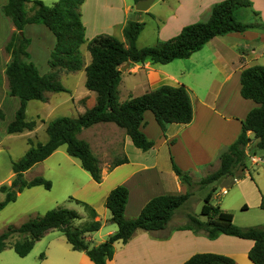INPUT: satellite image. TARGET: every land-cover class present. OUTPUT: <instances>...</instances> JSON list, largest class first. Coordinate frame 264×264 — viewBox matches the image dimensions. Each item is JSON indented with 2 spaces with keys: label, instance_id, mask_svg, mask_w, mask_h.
<instances>
[{
  "label": "crops",
  "instance_id": "1",
  "mask_svg": "<svg viewBox=\"0 0 264 264\" xmlns=\"http://www.w3.org/2000/svg\"><path fill=\"white\" fill-rule=\"evenodd\" d=\"M8 1L0 0V111L3 114L0 118V152L3 150L1 148L3 139L9 135L27 137L25 138L27 143L33 138L45 143L49 138L45 141L38 139L40 129L45 125L40 118V122L35 120L36 126L33 130L12 134L7 130L20 107V98L12 97L9 93L6 75L7 64L11 56L6 52L5 45L16 31L11 18L6 16L2 10ZM220 1L223 0H154L148 11H138L134 0H85L82 5V21L87 40L106 33L124 42L126 41L125 25L129 21L144 22L145 27L137 39V45L143 47L178 35L186 25L208 20L212 6ZM251 1L253 9L259 12V15L253 16L251 11L247 12L246 20L262 23L261 26L250 27L242 32L233 31L218 35L189 58L175 59L167 64L150 61L127 63L128 67L123 71L119 86L121 101L142 95L162 85H185L190 91L194 107V118L190 124H168L166 133H164L154 113L150 110L146 111L141 130L150 140L154 141V146L146 151L135 146L125 129L113 122L95 123L83 128L78 134L80 139L89 142L102 168V181L98 183L91 176V179L83 186L85 193L82 196L85 202L96 210L95 219L102 222L98 231L106 226V231L100 234L95 242L93 232L87 234V239L95 245L105 241L118 230L117 224L111 220L110 210L106 207L107 197L113 188L118 185H125L128 188L129 197L125 215L128 218L137 217L153 197L188 191V185L183 183L176 174L173 162L181 170L189 172L191 176L201 172L202 169L217 170L220 165L221 152L235 142L242 132L243 121L258 104L242 96L241 72L244 68L252 66V61H257L264 52V0ZM149 22H155L157 34L154 39L150 38L149 44L146 45V42L142 43L140 40H147L145 32ZM23 33L30 39L27 48L29 60L37 66L42 75L47 74L51 70L49 59L56 44L54 33L42 23L26 24ZM84 48H87V43L81 46L85 59ZM90 62L91 58L84 60L85 66ZM75 72H80V75L82 74L81 83H86L85 67ZM75 72L62 71L60 77L72 75ZM123 87L124 99L121 98ZM46 95L48 100L42 102L49 101L50 97ZM71 101L74 104L83 105L81 114L96 104V92L82 89L79 96L71 95ZM64 102L66 101L60 100L58 105ZM6 103L10 107L8 112ZM26 119L28 120L27 111ZM248 134L255 140L252 132ZM63 145L66 146L67 151V145ZM63 145L47 159L57 154ZM29 147L30 145L24 150L23 155ZM124 157L128 158V162L110 169L113 161ZM36 166L37 163L28 169L24 173L25 177ZM244 171L242 176L233 174L224 177L225 179L222 178L223 186L220 194H216L217 198L228 194L229 188L236 187L234 191L236 202L229 203L228 206L221 202L219 206L231 212L234 216V223L240 227H262L264 226V208H262L264 169L254 174L248 168ZM14 178V171H10L7 180H4L6 183L0 181V187L3 184H11ZM243 182H245L244 185H241ZM39 186L42 185L24 188L18 193L17 199L23 192L36 190ZM3 193L6 194V192ZM214 195L215 191L212 198H215ZM250 199H254L252 205L263 211V214L259 216L260 220H254L245 214L249 210ZM235 211H241V214L236 216ZM179 214L176 210L164 230L155 232L138 230L129 242H116L114 257L108 260V264H183L192 255L202 252L225 254L235 259L238 264H254L249 257V251L255 243L254 240L227 234H220L211 239L204 230L196 232L194 229L185 228L186 223L180 225L174 223L177 215L180 216ZM199 218L204 221L207 219ZM92 219L93 217L90 216L89 221ZM53 231L55 230L46 233L43 238ZM57 247L52 252L53 255L51 250H48L37 264H95L85 252L74 250L68 241L67 244L63 242ZM2 253L3 251L0 252ZM51 256L52 259L54 258L53 261H51Z\"/></svg>",
  "mask_w": 264,
  "mask_h": 264
},
{
  "label": "trees",
  "instance_id": "2",
  "mask_svg": "<svg viewBox=\"0 0 264 264\" xmlns=\"http://www.w3.org/2000/svg\"><path fill=\"white\" fill-rule=\"evenodd\" d=\"M85 0H59L49 6L42 1L9 0L3 6V12L10 17L16 31L5 45V50L11 59L7 64L6 75L9 93L20 98V107L15 119L8 125V133H19L33 130L36 121L26 119V111L30 100L47 101V92H70L62 83L60 73L75 72L85 67L86 87L96 92V104L79 114L77 117L61 116L51 121L47 126L48 140L43 143L29 139L30 147L19 160L12 161L15 178L11 185L3 184L0 190L6 192V198L0 201V210L10 202L17 200L18 193L24 188L42 185L52 188V182L42 176H36L28 181L24 173L48 158L61 145H67L70 156L80 159L83 169L92 178L102 181V168L99 158L94 154L88 141L80 139L78 134L83 128L100 122H113L125 129L133 143L146 151L154 146L141 130L144 114L150 110L166 133L168 124L187 125L193 121L194 107L190 91L185 85H162L142 95L120 100L119 86L123 71L121 67L127 63L167 64L175 59L189 58L200 50L208 41L218 35L229 32H242L250 27H259L262 23L247 21V12L258 16L253 9L251 0H223L212 6L208 20L186 25L182 31L165 41L159 40L154 45L139 47L137 39L144 29L145 23L129 21L124 27L126 41L111 34H99L87 40L85 26L82 21V5ZM140 0H134L138 2ZM29 23L45 24L55 35L56 44L51 52L49 65L51 70L41 74L37 66L29 60L27 51L30 39L25 36L23 29ZM87 43L91 54V62L85 66L81 46ZM241 94L244 98L252 99L258 106L253 108L243 121L242 132L238 138L220 154V165L207 177L202 178L201 185L218 181L236 173L238 168L245 170L247 146L253 139L248 134L253 133L255 144L251 151L264 150V65L255 64L246 67L241 72ZM3 117L0 111V118ZM128 162L124 157L115 160L110 169ZM173 167L183 183L192 185L189 172L181 170L175 162ZM242 176V175H240ZM19 186L20 190H15ZM215 188L204 198L201 214L207 219L201 220L190 215V225L185 228L194 231L204 230L208 237L214 239L220 234L233 235L254 240V246L249 251V257L254 264H264V226L243 228L234 223L231 212L225 211L218 205L212 204L211 198ZM191 196V193L163 194L150 199L137 217L128 218L125 208L128 202L129 190L125 185L113 188L106 200V207L111 212V220L118 230L100 244H93L87 239V234L98 231L102 222L97 217L96 210L83 202L92 220L79 226L76 220L81 215L73 209L56 207L43 215H37L22 223L20 226L10 225L0 233V252L12 248L21 257L27 256L37 241L52 230L64 233L72 248L85 252L95 264H108L114 257L116 242L127 243L138 230L150 232L167 228L175 211ZM73 199V197H71ZM80 202V201H79ZM264 208V200L262 201ZM22 239L12 240L16 235ZM183 264H238L232 257L213 252H202L192 255Z\"/></svg>",
  "mask_w": 264,
  "mask_h": 264
},
{
  "label": "rangeland",
  "instance_id": "3",
  "mask_svg": "<svg viewBox=\"0 0 264 264\" xmlns=\"http://www.w3.org/2000/svg\"><path fill=\"white\" fill-rule=\"evenodd\" d=\"M32 1L35 0H29L28 7L31 6ZM39 1H42L46 5L52 6L59 0ZM156 34L157 25L155 24V22H149L145 32L147 40L140 41L142 43L146 42L147 45L149 44L148 42H150V38L154 39L156 37ZM84 51H86L84 52L86 54V58L84 60H89L91 58L90 52L87 50V48H84ZM253 63L264 65V52L260 57H258L257 61H252L251 64L253 65ZM81 75L80 72H75L72 75H65L63 77H60L62 83L70 89V92H47L48 96L50 97L48 102L45 103L40 100H31L28 103V120H37L39 122L40 120H43L41 122H45V125L40 129V135L38 136L39 140H47L48 134L47 130L45 131V128L55 118L60 116L77 117L83 110V105H78L77 103L74 104L71 101L72 94H74L75 96H79L82 89L89 91L85 86V82H83V84L81 83ZM92 94L94 95V93ZM124 96L125 95L123 87L121 98L124 99ZM60 100H65L66 102H64V104L62 105H58ZM5 106L6 111L8 112L10 107H8L7 103ZM25 138L27 137L19 135H9L6 139H3V144L1 146L3 150L0 152V181L7 180L9 172H13L12 161L20 159V157L23 155L24 150L28 145H30L26 142ZM33 140L37 142V140H35L34 138ZM254 144L255 140L253 139V142L250 144V146L247 147L246 152L247 168L253 174L258 170L264 169L263 165H253L250 160V156L252 154L264 157V150L257 149L256 152L251 151ZM112 163L110 164V166L112 165ZM213 171L215 170L202 169L201 172H197V174L191 176L192 185L190 187L188 186V191L191 193V197L188 202H186L181 208L177 209V214H181H179L180 216L177 215V221L175 220L174 223H177V225H180L181 223L190 225V215H195L197 217L199 216L205 219L206 217L201 214V210L205 202L204 198L207 193L213 188H215V198L211 199L210 202L212 204L219 206L222 202L225 206H228L229 203L236 202V197L234 196L236 187L229 188L228 194L223 195L220 198H217L216 196V194L219 195L221 192L223 186V183L221 181L225 179L224 177L223 179L211 182L207 185H201V179L207 177ZM244 172V170L238 168L235 174L240 176L243 175ZM35 175L42 176L50 180L52 182V188L46 189L44 186H39L38 188H36V190L25 191L15 202L7 204L2 210H0V233L5 231L10 225L20 226L28 219L37 215H43L48 210L56 207H65L68 209L76 210L81 215V219H78L75 222L77 226L89 221L90 214L83 204V202H85L86 200L83 199L82 196L85 193V191H83V186L86 181L91 179V175L88 171L82 168L79 159L69 156L66 151L65 145H63L61 147V150H59V152L53 157L49 159L46 158L45 160L37 163V166L31 169L27 173L26 177L24 175V178L26 180H29V178H32ZM3 183H6V181H4ZM244 183L245 182L241 183V185H244ZM16 187L15 190L19 191L20 188L16 189ZM5 196L6 194L0 190V201L5 200ZM71 197H73V199H71ZM253 200L254 199L249 200V210H247L245 214L249 215L254 220H260L259 216L263 214V211L259 207L252 205L254 204ZM235 213L236 216H238L239 214H241V211H235ZM105 227L106 226H104L101 231L93 232L94 242L95 240H98L100 234L106 231ZM43 237L40 241L36 242L32 251L25 257L19 256L12 248L6 249L2 254H0V264H37L40 263L41 259L45 256V253L48 250H51V254L53 255L52 252L58 248L57 245H60L63 242L67 244L64 233L59 230L51 232L46 238ZM22 238V235L16 234L12 240L14 241ZM53 259L51 256V261H53Z\"/></svg>",
  "mask_w": 264,
  "mask_h": 264
},
{
  "label": "water",
  "instance_id": "4",
  "mask_svg": "<svg viewBox=\"0 0 264 264\" xmlns=\"http://www.w3.org/2000/svg\"><path fill=\"white\" fill-rule=\"evenodd\" d=\"M153 2L154 0H140L136 2L135 8L138 11H148ZM127 67L128 65L126 64L123 67H121V70L124 71ZM19 188H20L19 186L16 187V189H19Z\"/></svg>",
  "mask_w": 264,
  "mask_h": 264
},
{
  "label": "built area",
  "instance_id": "5",
  "mask_svg": "<svg viewBox=\"0 0 264 264\" xmlns=\"http://www.w3.org/2000/svg\"><path fill=\"white\" fill-rule=\"evenodd\" d=\"M250 160L253 165H260V166L264 165V157H260L255 154H252L250 156Z\"/></svg>",
  "mask_w": 264,
  "mask_h": 264
}]
</instances>
